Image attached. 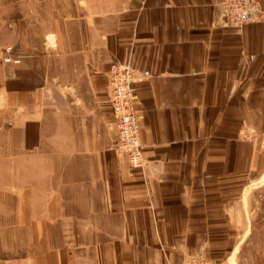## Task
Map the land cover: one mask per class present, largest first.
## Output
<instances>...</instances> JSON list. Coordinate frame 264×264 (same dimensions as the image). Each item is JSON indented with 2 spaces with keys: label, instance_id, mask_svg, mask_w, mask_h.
I'll return each instance as SVG.
<instances>
[{
  "label": "crops",
  "instance_id": "0c3cea01",
  "mask_svg": "<svg viewBox=\"0 0 264 264\" xmlns=\"http://www.w3.org/2000/svg\"><path fill=\"white\" fill-rule=\"evenodd\" d=\"M217 2L0 0V149L15 156L21 242L4 264L234 263L264 168V21L228 27ZM121 61L139 169L114 151Z\"/></svg>",
  "mask_w": 264,
  "mask_h": 264
},
{
  "label": "rangeland",
  "instance_id": "374dc122",
  "mask_svg": "<svg viewBox=\"0 0 264 264\" xmlns=\"http://www.w3.org/2000/svg\"><path fill=\"white\" fill-rule=\"evenodd\" d=\"M1 148L4 149H0V264H4L3 261L21 255V242L17 226L15 156L4 145ZM245 192L240 206L247 227L239 231L238 252L233 264H264V168L258 179L247 183ZM193 257L213 264L202 256Z\"/></svg>",
  "mask_w": 264,
  "mask_h": 264
},
{
  "label": "built area",
  "instance_id": "2783aa9c",
  "mask_svg": "<svg viewBox=\"0 0 264 264\" xmlns=\"http://www.w3.org/2000/svg\"><path fill=\"white\" fill-rule=\"evenodd\" d=\"M219 19L226 26L236 28L244 24L264 21V9L259 0H218ZM110 101L116 142L114 151L131 168L145 164L142 152L140 126L137 123L134 94L131 83L134 70L128 62H114L108 72ZM184 264H209L189 256Z\"/></svg>",
  "mask_w": 264,
  "mask_h": 264
}]
</instances>
